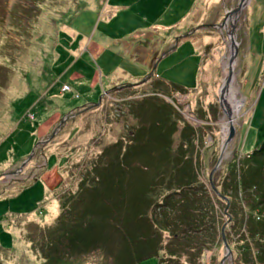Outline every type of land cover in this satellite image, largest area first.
<instances>
[{
    "label": "rangeland",
    "instance_id": "374dc122",
    "mask_svg": "<svg viewBox=\"0 0 264 264\" xmlns=\"http://www.w3.org/2000/svg\"><path fill=\"white\" fill-rule=\"evenodd\" d=\"M237 1L0 0V232L24 235L40 225H53L60 213L58 199L79 188L82 164L97 160L116 140L129 139L140 125L134 110L151 93L174 108L175 148L189 132L195 133L193 164L203 189L211 190L209 176L219 157L220 127L226 122L217 93L228 49L224 34L202 26L221 23L224 10ZM171 12L179 18L166 17ZM162 20L167 23L158 24ZM176 38L177 49L157 65L154 79L140 85ZM237 42L234 85L236 100L245 102L234 123L235 137L211 177L219 190L231 169L236 170L232 159L264 140V0H251L243 10ZM33 150L18 175L6 176ZM22 154L28 155L19 161ZM50 205L56 215L39 221ZM227 207L215 206L220 213ZM30 208L36 213L22 212ZM227 215L222 228L231 219ZM222 228L218 246L205 251L202 264H220L226 255ZM1 243L13 244L1 240L0 233ZM16 248L2 255L0 250V264L34 261L26 246ZM230 251L231 258L223 264H238L237 251ZM24 252L26 257H19ZM108 263L95 253L71 264Z\"/></svg>",
    "mask_w": 264,
    "mask_h": 264
},
{
    "label": "trees",
    "instance_id": "16d2710c",
    "mask_svg": "<svg viewBox=\"0 0 264 264\" xmlns=\"http://www.w3.org/2000/svg\"><path fill=\"white\" fill-rule=\"evenodd\" d=\"M141 100L133 113L140 125L128 140H116L97 160L82 164L79 188L58 199L54 224H35L38 231L24 235L2 230L1 240L13 244L1 243V255L18 245L35 256L33 262L26 259L29 264H71L95 253L108 264L151 258L158 264H202L205 251L218 246L222 219L229 213L224 234L237 251L238 264H264V140L232 159L236 170L231 169L221 190L214 181L217 193L203 189L193 164L195 133L175 148L172 105L156 93ZM217 204L228 209L220 213ZM34 208L22 212L31 215ZM54 208L48 206L38 220L52 219Z\"/></svg>",
    "mask_w": 264,
    "mask_h": 264
},
{
    "label": "water",
    "instance_id": "95a60500",
    "mask_svg": "<svg viewBox=\"0 0 264 264\" xmlns=\"http://www.w3.org/2000/svg\"><path fill=\"white\" fill-rule=\"evenodd\" d=\"M251 0H238L237 4L234 8H231L229 10H224V17L219 24H209L204 25L202 28L206 29H213L218 31L219 33L224 34L225 39L227 41V49H228V57L226 58V63L224 64V76L222 78L220 87L218 89L217 98H218V105L224 115V118L226 119V122L223 124L222 127H220V138H221V145H220V151H219V157L217 160V163L212 171V173L209 176L210 186L213 191H216L215 187H213V184L211 182L212 174L218 169L220 166L224 153L229 145V143L234 139L236 134V129L234 126L235 120L238 117V112L240 111L241 107L243 106L245 100L244 98H241L240 100H236L235 95L237 94V90L235 88V66L236 61L239 54V44L237 42V31H238V23L239 18L243 12L244 9H246ZM179 41V38L175 39V44L172 48H170L168 51L164 52L162 56H160L156 62L154 63V66L151 68L150 72L147 76L144 77V79L139 83L140 85L145 83L154 73L157 65L168 55L173 53L175 51V48L177 46V43ZM56 134V133H55ZM55 134L51 137H48L47 140H44L42 142H39L40 144H45L48 141H50ZM34 155V150L31 152V154L21 163L20 168L16 169L8 175H18L24 165L27 161H29ZM225 226L222 228V241L223 246L226 250V255L224 256L223 260H221L220 264L224 263V260L227 257L231 258V251L227 245L225 236L223 234Z\"/></svg>",
    "mask_w": 264,
    "mask_h": 264
},
{
    "label": "crops",
    "instance_id": "0c3cea01",
    "mask_svg": "<svg viewBox=\"0 0 264 264\" xmlns=\"http://www.w3.org/2000/svg\"><path fill=\"white\" fill-rule=\"evenodd\" d=\"M193 1V0H192ZM168 6V5H167ZM170 9H169V7L168 8H166V10H165V14L169 11ZM166 17H168V18H170V20L172 19V17H178V16H174L173 15V13L171 12L170 13V15H167ZM179 18V17H178ZM166 20H168V19H166ZM166 20H162V22L163 23H158V24H166L167 22H165ZM169 20V21H170ZM173 21V20H172ZM173 22H175V21H173ZM168 41V40H167ZM174 40L172 39L170 42H173ZM177 49V48H176ZM175 49V50H176ZM196 51H197V49H196ZM199 54V52L197 51V55ZM145 64V63H144ZM146 65V64H145ZM146 67V66H145ZM22 156L24 157L25 156V154H22ZM19 161H22V159L21 160H19ZM13 165V164H12ZM1 233V232H0ZM0 247H1V245H0Z\"/></svg>",
    "mask_w": 264,
    "mask_h": 264
},
{
    "label": "bare ground",
    "instance_id": "6f19581e",
    "mask_svg": "<svg viewBox=\"0 0 264 264\" xmlns=\"http://www.w3.org/2000/svg\"><path fill=\"white\" fill-rule=\"evenodd\" d=\"M235 98H236V95H235Z\"/></svg>",
    "mask_w": 264,
    "mask_h": 264
},
{
    "label": "built area",
    "instance_id": "2783aa9c",
    "mask_svg": "<svg viewBox=\"0 0 264 264\" xmlns=\"http://www.w3.org/2000/svg\"><path fill=\"white\" fill-rule=\"evenodd\" d=\"M67 90V89H66Z\"/></svg>",
    "mask_w": 264,
    "mask_h": 264
}]
</instances>
